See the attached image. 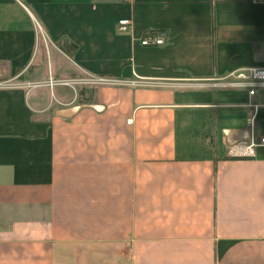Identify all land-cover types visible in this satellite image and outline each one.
<instances>
[{"label": "crops", "instance_id": "obj_1", "mask_svg": "<svg viewBox=\"0 0 264 264\" xmlns=\"http://www.w3.org/2000/svg\"><path fill=\"white\" fill-rule=\"evenodd\" d=\"M249 66L264 3L0 0V264H264V147L227 154L264 90L214 84Z\"/></svg>", "mask_w": 264, "mask_h": 264}, {"label": "built area", "instance_id": "obj_2", "mask_svg": "<svg viewBox=\"0 0 264 264\" xmlns=\"http://www.w3.org/2000/svg\"><path fill=\"white\" fill-rule=\"evenodd\" d=\"M255 3H264V0H251ZM131 26L130 20H121L119 28L121 31L129 30ZM166 33L162 30L158 32H147L141 39V44L144 46H158L165 43ZM63 84L74 86L75 84H93V85H152L143 81H120L108 76H88L82 78H74L64 80ZM52 84V80H50ZM216 86L227 87L232 89L246 90L250 97L257 94V92L264 90V67L249 66L240 68L228 74L225 77L216 79ZM24 86V84L13 81H0V88H16ZM252 109L250 117V129L248 136L244 140H235L230 142L227 147V154L231 158H251L255 157L257 149L264 147V133L257 135L255 121L259 113L261 104L250 103L248 105ZM130 122V121H129Z\"/></svg>", "mask_w": 264, "mask_h": 264}, {"label": "water", "instance_id": "obj_3", "mask_svg": "<svg viewBox=\"0 0 264 264\" xmlns=\"http://www.w3.org/2000/svg\"><path fill=\"white\" fill-rule=\"evenodd\" d=\"M76 110H77V108L74 107L71 109L61 111V114L63 116H69L70 114H72ZM228 138H229V142H234L235 140H244L247 138V133L246 132H231L229 134Z\"/></svg>", "mask_w": 264, "mask_h": 264}, {"label": "rangeland", "instance_id": "obj_4", "mask_svg": "<svg viewBox=\"0 0 264 264\" xmlns=\"http://www.w3.org/2000/svg\"><path fill=\"white\" fill-rule=\"evenodd\" d=\"M82 77H83V76H82ZM82 77H81V78H82ZM90 86H91V85H90ZM78 91H79V88H78ZM262 101L264 102V100H262Z\"/></svg>", "mask_w": 264, "mask_h": 264}]
</instances>
